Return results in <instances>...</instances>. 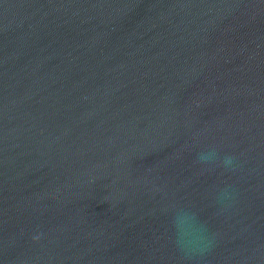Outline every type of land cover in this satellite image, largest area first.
<instances>
[{"label":"water","instance_id":"1","mask_svg":"<svg viewBox=\"0 0 264 264\" xmlns=\"http://www.w3.org/2000/svg\"><path fill=\"white\" fill-rule=\"evenodd\" d=\"M0 264H264V0H0Z\"/></svg>","mask_w":264,"mask_h":264}]
</instances>
